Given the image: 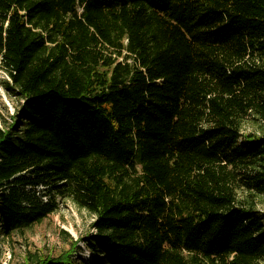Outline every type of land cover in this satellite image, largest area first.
I'll use <instances>...</instances> for the list:
<instances>
[{"label":"trees","instance_id":"trees-1","mask_svg":"<svg viewBox=\"0 0 264 264\" xmlns=\"http://www.w3.org/2000/svg\"><path fill=\"white\" fill-rule=\"evenodd\" d=\"M0 70V235L68 199L85 264L264 262V0H0Z\"/></svg>","mask_w":264,"mask_h":264},{"label":"rangeland","instance_id":"rangeland-1","mask_svg":"<svg viewBox=\"0 0 264 264\" xmlns=\"http://www.w3.org/2000/svg\"><path fill=\"white\" fill-rule=\"evenodd\" d=\"M5 80L7 78L0 70V117L9 121L20 107L21 100L8 95L3 86ZM250 129L247 125V130ZM258 202V208L264 211V198ZM93 221L92 214L78 208L72 201L59 200L57 210L47 215L41 223L14 231L9 236L0 235V264H24L29 252L56 257L74 242L81 248L73 255L75 264L90 263L91 253L84 240L94 233L91 226Z\"/></svg>","mask_w":264,"mask_h":264}]
</instances>
